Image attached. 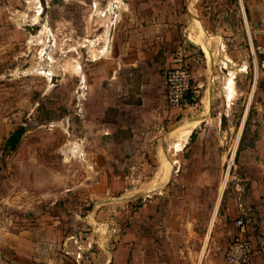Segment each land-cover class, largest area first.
Wrapping results in <instances>:
<instances>
[{
    "label": "rangeland",
    "instance_id": "374dc122",
    "mask_svg": "<svg viewBox=\"0 0 264 264\" xmlns=\"http://www.w3.org/2000/svg\"><path fill=\"white\" fill-rule=\"evenodd\" d=\"M257 1L0 0V227L71 243L88 264H224L240 216L258 243L264 10L247 5ZM153 19L175 25L185 50L159 75L166 87L168 71L189 72L195 107L171 105L167 89L163 102H136L147 67L134 75V53L121 54ZM111 76L113 105L86 118L81 86ZM19 126V145L5 151ZM55 252L76 264L66 247Z\"/></svg>",
    "mask_w": 264,
    "mask_h": 264
},
{
    "label": "crops",
    "instance_id": "0c3cea01",
    "mask_svg": "<svg viewBox=\"0 0 264 264\" xmlns=\"http://www.w3.org/2000/svg\"><path fill=\"white\" fill-rule=\"evenodd\" d=\"M247 1L250 2V0ZM249 2H247L248 9H254L260 6V8L264 10V0H258L250 4ZM256 3H259V5ZM114 23L115 22H113L112 25ZM130 33H133L131 36H134L133 38L130 37V41H132L130 45H132V47L127 49L128 52H123V50L121 55H130L134 53L133 55H135V58L128 61V66L131 67L130 69H132L134 75H136L135 68L147 67L145 68L147 71L145 77H141V80L139 79L140 81L137 80V82H140L137 88V82L134 84L136 89L133 90L136 96V102L139 105H143L144 102H163L166 87L157 69L160 68L161 65L168 67L172 62L178 63L180 60L178 56H181L185 51L183 48L184 42L178 35V28L172 24L158 23L153 19L145 21L144 25L135 27L133 32L131 31ZM262 38H264V35H262ZM106 50L107 52L104 56L109 53V46ZM120 60L122 59L119 57L115 58L116 62ZM122 61L124 62V60ZM108 64V62H105L101 66L109 68L110 66H108ZM112 79H114L113 76L110 78L96 77L93 83L88 85L89 90L86 92L85 101L81 105V112L85 114L86 118H91L93 114H97L102 107L113 105L109 93L115 92L120 83L112 82ZM135 79L134 77L133 80L135 81ZM105 81L111 84L108 85ZM151 106H153V104H151ZM163 161L166 162L167 160L164 158ZM164 162L163 165H165ZM33 231L34 230L31 229L28 231L11 232L9 229L0 227V264H40V261H44L46 264H57L61 262V260L56 258V249H60L63 246V248L66 247V249L71 252V249H73L72 247H74L71 243H64V245H56L54 243L42 244L37 237L36 239L30 237V235L37 236L38 232ZM258 238L259 242L256 243V245H259V248L256 254H261L264 252V220L260 226ZM79 247L80 251H84L82 250L83 248H81L82 246ZM41 249L42 252L51 249L54 256L49 258V255H41ZM85 251H88V248H86ZM73 254L76 255L75 258L73 257L76 264H88L81 253L71 252V255ZM46 256L48 257L46 258Z\"/></svg>",
    "mask_w": 264,
    "mask_h": 264
},
{
    "label": "built area",
    "instance_id": "2783aa9c",
    "mask_svg": "<svg viewBox=\"0 0 264 264\" xmlns=\"http://www.w3.org/2000/svg\"><path fill=\"white\" fill-rule=\"evenodd\" d=\"M190 74L186 70L168 71L164 75L166 84L167 101L174 106H196V100L192 96H188V85ZM81 95L85 99L87 86H81ZM248 220L244 216H240L235 220V226L240 231V235L235 237L228 245L224 255V264H252V260L256 255L257 246L250 238L243 236L248 228Z\"/></svg>",
    "mask_w": 264,
    "mask_h": 264
},
{
    "label": "trees",
    "instance_id": "16d2710c",
    "mask_svg": "<svg viewBox=\"0 0 264 264\" xmlns=\"http://www.w3.org/2000/svg\"><path fill=\"white\" fill-rule=\"evenodd\" d=\"M260 59V56H257ZM26 129L23 126L17 127L9 136L5 139L3 149L5 151H14L19 145L23 135L25 134ZM191 139L194 138V134H191Z\"/></svg>",
    "mask_w": 264,
    "mask_h": 264
},
{
    "label": "bare ground",
    "instance_id": "6f19581e",
    "mask_svg": "<svg viewBox=\"0 0 264 264\" xmlns=\"http://www.w3.org/2000/svg\"><path fill=\"white\" fill-rule=\"evenodd\" d=\"M196 28V27H195ZM107 52V50L105 49L102 54L104 56V54ZM46 61H43V64L42 65H39L37 67V69H39L40 67L43 68L45 65H46ZM231 87H232V81L230 80L228 83H227V88L228 90H231ZM193 126V125H192ZM185 128V129H184ZM191 132V127H183V129H181V133H180V136H179V140L180 141H183L185 140V138L190 134ZM71 149H68L67 151L69 152ZM72 151H74V149H72ZM74 154V153H73ZM166 169V168H165Z\"/></svg>",
    "mask_w": 264,
    "mask_h": 264
}]
</instances>
